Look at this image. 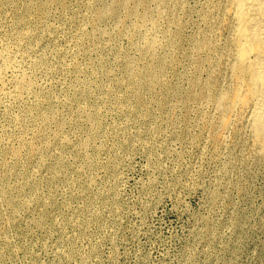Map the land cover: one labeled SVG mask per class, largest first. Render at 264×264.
<instances>
[{"label": "rangeland", "instance_id": "rangeland-1", "mask_svg": "<svg viewBox=\"0 0 264 264\" xmlns=\"http://www.w3.org/2000/svg\"><path fill=\"white\" fill-rule=\"evenodd\" d=\"M122 1L161 13L160 74ZM209 1L0 0V264H264V150L245 121L219 142L204 99Z\"/></svg>", "mask_w": 264, "mask_h": 264}, {"label": "bare ground", "instance_id": "bare-ground-1", "mask_svg": "<svg viewBox=\"0 0 264 264\" xmlns=\"http://www.w3.org/2000/svg\"><path fill=\"white\" fill-rule=\"evenodd\" d=\"M51 1V0H50ZM53 1V0H52ZM55 1V0H54ZM100 1V0H99ZM111 1V0H110ZM130 1V0H129ZM147 1V0H146ZM152 1V0H151ZM156 1L155 3H159L161 5H164L167 3V0H154ZM178 1V0H177ZM181 1V0H180ZM48 2V1H46ZM60 2V1H59ZM67 2V1H66ZM124 1H122L121 5L124 6L123 10H127L126 12H128L126 16V18H136L138 23L134 26L135 27V32H139L141 33V39L143 41V46H142V51L145 54L151 55L152 60V65L150 67H148V71L150 73L152 72H156L159 73L161 72V69L164 67V64L167 62L168 59H165V57H161L157 51L160 50V48H164V45L158 40V35L160 34V25L159 22V18L161 17V13H159L158 19L155 18V15L152 14L153 11L149 10L150 8L146 9L145 13L143 14H139L138 10L136 8H138V6L135 8H130L129 4H123ZM126 2V1H125ZM136 2V1H134ZM133 2V4H134ZM170 2V1H169ZM208 2V1H207ZM206 2V4H207ZM211 2V6L209 7V10L206 13V17L204 18V20L206 19V22L209 25V31L206 33H203L201 35V39L197 42V48L198 51H196L197 54H202L204 55L203 57L206 58L207 63H210V67H211V71H210V83L207 86V89L204 91V99L213 105V107H215L216 109V118L214 120V124L217 123L218 127L221 129V134L218 135L219 139L218 141L223 143L225 142L227 135L229 134L230 130L234 127L233 123H237V122H242L245 121V123L248 124V130H249V134H250V138H251V142L253 147L257 150V151H263L264 150V0H212L209 1V3ZM52 3V2H51ZM58 3V1H57ZM127 3V2H126ZM141 1L139 2L138 5H140ZM174 3V0H173ZM46 4V3H45ZM54 4L56 5V2H54ZM103 4V2H102ZM111 4V2H110ZM109 4V5H110ZM119 4V3H118ZM137 4V3H136ZM143 4V3H141ZM146 4V2H145ZM148 4H153L152 3H148ZM147 4V5H148ZM168 4V3H167ZM31 5V4H30ZM29 5V7H30ZM36 5V4H35ZM44 5V4H43ZM104 5V4H103ZM108 5V7H109ZM117 5V4H116ZM135 5V4H134ZM160 5V6H161ZM32 6V5H31ZM54 6V5H53ZM52 6V7H53ZM97 6V5H96ZM102 6V5H101ZM156 6V5H155ZM172 6V5H171ZM169 6V7H171ZM178 6V5H177ZM43 7V6H42ZM95 7V6H94ZM103 7V6H102ZM106 7V6H105ZM115 7V6H114ZM112 7V8H114ZM133 7V5H132ZM151 7V6H150ZM153 7V5H152ZM158 7V6H157ZM51 8V7H50ZM119 8V7H118ZM122 8V6H121ZM144 8V7H143ZM178 8V7H177ZM176 8V9H177ZM179 8H182V6L180 5ZM29 9V8H28ZM43 9V8H42ZM44 9H45V5H44ZM43 9V10H44ZM96 9V8H95ZM102 9V8H101ZM107 9V8H106ZM155 9V8H154ZM159 9V8H158ZM39 10V9H38ZM37 10V11H38ZM120 10V9H119ZM169 10V9H167ZM172 9H170L171 11ZM174 10V9H173ZM178 10V9H177ZM176 10V11H177ZM181 10V9H180ZM90 11V10H89ZM114 11V10H112ZM117 11V10H116ZM114 13H117V12ZM121 11V10H120ZM168 11V13L170 12ZM183 11V10H182ZM30 12V11H29ZM44 12V11H43ZM99 12V9H98ZM111 12L107 10H101V12L98 13V19L102 20L103 18H105V16ZM124 12V11H123ZM154 12V11H153ZM160 12V10H159ZM112 13V12H111ZM173 13V12H172ZM166 14V13H165ZM43 15V14H41ZM91 15V14H90ZM114 15V14H113ZM116 15V14H115ZM122 15V14H121ZM163 15V14H162ZM174 15V14H173ZM172 15V16H173ZM177 15V14H175ZM180 15V14H179ZM88 16V15H87ZM117 16V15H116ZM165 16V15H164ZM167 16V15H166ZM178 16V15H177ZM205 16V14H204ZM36 17H38L36 15ZM96 17V16H95ZM176 19V16H174ZM173 17V18H174ZM118 19H120L119 16H117ZM167 18V17H166ZM170 18V16H169ZM203 18V17H202ZM23 19V18H22ZM110 19V18H109ZM129 19V21L131 20ZM37 20V19H36ZM112 20V19H110ZM125 20V19H124ZM133 20V19H132ZM160 20H163L160 19ZM171 20V19H170ZM20 21V20H19ZM22 21V20H21ZM27 21V20H26ZM106 20H104L105 22ZM115 21V20H114ZM113 21V23H114ZM122 20H120L119 22H121ZM165 21V20H164ZM168 21V20H167ZM166 21V22H167ZM174 21V20H173ZM176 21V20H175ZM37 22V21H36ZM43 22V21H42ZM109 22V21H108ZM111 22V21H110ZM118 22V21H117ZM125 21L121 22L124 23ZM22 23V22H21ZM102 23V21H101ZM107 23V22H106ZM169 23V22H168ZM171 23V22H170ZM77 24V23H76ZM90 24V23H89ZM132 24V23H131ZM135 24V23H134ZM167 24V23H166ZM177 24V23H176ZM180 24V22H179ZM20 25V23H19ZM81 25V24H80ZM101 25V24H100ZM117 25V24H116ZM121 24H119L120 26ZM171 25V24H170ZM173 25V24H172ZM207 25V27H208ZM90 26V25H88ZM163 27V25H161ZM167 26V25H166ZM177 26V25H176ZM181 26V25H180ZM186 26V25H185ZM118 27V26H116ZM114 27V29L116 28ZM126 27V26H125ZM165 27V26H164ZM172 27V26H171ZM175 27V26H174ZM29 28V27H28ZM56 28V27H55ZM119 28V27H118ZM117 28V30H118ZM145 28V29H144ZM166 28V27H165ZM39 30V28H37ZM84 29V28H83ZM100 29V28H99ZM105 29V28H104ZM123 29V28H122ZM121 29V30H122ZM143 29L145 30V32H143ZM181 29V28H180ZM103 30V29H102ZM118 31L119 33L121 32ZM124 30V29H123ZM126 30V29H125ZM92 31V30H91ZM96 31V30H95ZM99 31V30H98ZM104 31V30H103ZM102 31V32H103ZM131 31V30H130ZM157 31H159V33L157 34ZM167 31V30H166ZM172 31V30H171ZM177 31V30H176ZM205 31V30H204ZM21 32V31H20ZM27 32V31H26ZM25 32V33H26ZM86 32V31H85ZM101 32V31H100ZM114 32V30L112 31ZM128 32V30H127ZM184 32V31H182ZM47 33V32H46ZM97 33V32H95ZM107 34L106 30L104 34ZM126 33V32H123ZM134 33V31H133ZM138 33V34H139ZM167 32V36H168ZM180 33V32H178ZM41 34V33H40ZM89 34V32L87 33ZM86 34V35H87ZM130 34V33H129ZM137 34V33H136ZM137 34V35H138ZM170 34V33H169ZM175 34V33H174ZM14 35V34H13ZM22 35V33H21ZM24 35V34H23ZM22 35L23 38H25ZM96 35V34H95ZM109 35V34H108ZM120 35V34H119ZM125 35V34H124ZM177 35V34H176ZM27 36V35H26ZM90 36V35H89ZM100 36V34H99ZM112 36V35H111ZM110 36V40L112 39ZM117 36V35H115ZM123 36V35H122ZM131 36V35H130ZM163 36V35H162ZM178 36V35H177ZM181 36V35H180ZM21 37V36H20ZM80 37V36H78ZM94 37V36H93ZM103 37V36H102ZM126 37V36H125ZM124 37V38H125ZM140 37V36H139ZM15 38V37H14ZM17 38V37H16ZM82 38V37H81ZM85 38V35H84ZM87 38V37H86ZM90 38V37H89ZM96 38V36L94 37ZM119 38V37H117ZM121 38V37H120ZM173 38V37H172ZM200 38V37H199ZM38 39V38H37ZM104 39V38H103ZM130 39V38H128ZM133 39V37H132ZM131 39V40H132ZM135 39V38H134ZM139 39V38H137ZM136 39V40H137ZM170 39V38H169ZM168 39V40H169ZM196 39V38H195ZM17 40V39H16ZM22 40V39H21ZM24 40V39H23ZM84 40V39H82ZM86 40V39H85ZM109 40V41H110ZM130 40V42H131ZM194 40V38H193ZM11 41V40H10ZM91 41V40H90ZM99 41V40H97ZM104 41V40H103ZM139 41H141L139 39ZM139 41H136L139 42ZM184 41V39H183ZM8 42V41H7ZM24 42V41H23ZM22 42V43H23ZM28 42V41H27ZM88 42V41H87ZM105 42V41H104ZM115 42V41H114ZM134 42V41H133ZM177 42V41H176ZM10 43V42H9ZM17 43V42H16ZM19 43V42H18ZM77 43V42H76ZM94 43V41H93ZM136 43H132V44H136ZM139 43V44H140ZM164 43V41H163ZM40 44V42H39ZM82 44V43H81ZM101 44V43H100ZM99 44V45H100ZM106 44V43H104ZM167 47H170L173 43L171 41H168L166 43ZM175 44V43H174ZM173 44V45H174ZM22 45V44H21ZM27 45V44H26ZM68 45V44H67ZM72 45V44H71ZM84 45V44H83ZM131 46V45H130ZM133 46V45H132ZM135 46V45H134ZM178 46V45H177ZM13 47V46H12ZM94 47V46H93ZM101 47V46H100ZM137 47H139L137 45ZM174 47V46H172ZM16 48V47H15ZM33 48V47H32ZM83 48V46H82ZM95 48V47H94ZM131 48V47H130ZM136 48V47H135ZM166 48V47H165ZM4 49V48H2ZM72 49V48H71ZM70 49V50H71ZM139 49V48H138ZM138 49H136L138 51ZM171 49V48H170ZM10 50V48H9ZM12 50V49H11ZM81 50V49H80ZM90 50V47H89ZM135 50V51H136ZM141 50V48H140ZM139 50V51H140ZM162 50V49H161ZM160 50V51H161ZM193 50V49H192ZM99 51V50H98ZM159 51V53H161ZM174 51V50H173ZM194 51V52H195ZM1 52V51H0ZM16 52V51H15ZM84 52V50H83ZM76 53V52H75ZM74 53V54H75ZM85 53V52H84ZM93 53V51H92ZM139 53V52H137ZM1 54V53H0ZM5 54V53H4ZM21 54V53H20ZM62 54V53H61ZM140 54V53H139ZM2 55V54H1ZM18 55V54H17ZM71 55V54H70ZM97 55V54H96ZM138 55V54H137ZM166 55V54H165ZM195 55V54H194ZM25 56V54H24ZM50 56V55H49ZM76 56V55H75ZM126 56V55H125ZM143 56V55H140ZM146 56V55H145ZM192 56V55H191ZM190 56V57H191ZM3 57V56H2ZM11 57V56H10ZM16 57V56H15ZM64 57V56H63ZM167 57V55H166ZM199 57V56H198ZM197 57V58H198ZM1 58V57H0ZM9 58V57H8ZM135 58V56H134ZM170 58V57H167ZM5 59V57H4ZM11 59V58H10ZM16 59V58H15ZM79 59V58H78ZM130 59V57H129ZM133 59V58H132ZM194 59V58H193ZM196 59V58H195ZM6 60V59H5ZM64 60V59H63ZM72 60V59H71ZM70 60V61H71ZM171 60V59H170ZM200 60V58H199ZM4 61V60H3ZM2 61V62H3ZM10 61V60H9ZM17 60L13 61L16 62ZM23 61V60H22ZM77 61V60H76ZM122 61V60H121ZM124 61V60H123ZM134 61V60H133ZM132 61V62H133ZM136 61V60H135ZM135 61L133 63H135ZM140 61V60H139ZM137 61V62H139ZM195 61V60H193ZM202 61V60H201ZM205 61V62H206ZM7 62V60H6ZM5 62V63H6ZM12 62V61H11ZM36 62V61H35ZM62 62V61H61ZM65 62V61H64ZM118 62V61H117ZM141 62V61H140ZM204 62V63H205ZM8 63V62H7ZM130 63V62H127ZM146 63V62H145ZM149 63V62H148ZM147 63V64H148ZM195 63V62H194ZM124 64V62H123ZM136 64V63H135ZM198 64V62H197ZM71 65V64H70ZM74 65V64H73ZM78 65V63H77ZM6 66V64H5ZM81 66V65H80ZM130 66V65H129ZM138 66V65H137ZM144 66V63H143ZM200 66V65H199ZM4 67V66H3ZM2 67V68H3ZM11 66L9 65L7 69H9ZM75 67V65H74ZM71 67V68H74ZM166 67V66H165ZM12 68V67H11ZM63 68V67H62ZM68 68V65H67ZM199 68V67H198ZM78 69V68H77ZM0 70L1 67H0ZM76 70V69H75ZM111 70V68H110ZM131 70V69H130ZM137 70V69H136ZM146 70V69H145ZM163 70V69H162ZM52 71V70H51ZM129 71V70H128ZM1 72V71H0ZM122 72V71H121ZM132 72V71H131ZM130 72V73H131ZM137 72V71H136ZM164 72V71H163ZM198 72V71H197ZM196 72V73H197ZM7 73V72H5ZM76 73V72H75ZM79 73V71H78ZM113 73H115L113 71ZM199 73V72H198ZM53 74V73H52ZM74 74V73H72ZM126 74V73H125ZM159 74H157V76H151V81L150 84L153 86L154 84H160L162 82V80L159 77ZM3 75V74H2ZM14 75V74H13ZM75 75V74H74ZM73 75V76H74ZM115 75V74H114ZM145 72L143 71H139L138 73H136L134 75V78L137 80L139 78L144 77ZM5 76V75H4ZM32 76V75H31ZM108 76V75H106ZM111 76V75H110ZM131 76V75H129ZM148 76V74H147ZM162 77V76H161ZM195 77V76H194ZM197 77V76H196ZM0 78L1 75H0ZM4 79V78H2ZM17 79V78H16ZM30 79V78H29ZM49 79V78H48ZM132 79V78H131ZM199 79V77H198ZM197 79V81H198ZM1 80V79H0ZM133 80V79H132ZM135 80V81H136ZM195 80V79H194ZM27 81V80H26ZM95 81V80H94ZM105 81V80H104ZM5 82V81H4ZM20 82V81H19ZM25 82V81H24ZM126 82V81H125ZM145 82V81H144ZM195 82V81H194ZM2 83V81H1ZM26 83V82H25ZM30 83V82H29ZM119 83V82H118ZM165 83V82H163ZM196 83V82H195ZM23 84V83H22ZM122 84V83H121ZM124 84V83H123ZM149 84V83H148ZM6 85V84H5ZM117 85V84H116ZM150 85V86H151ZM162 85V84H161ZM160 85V86H161ZM201 85V84H200ZM24 86V85H23ZM27 86H28V82H27ZM51 86V85H50ZM159 86V88H160ZM167 86V85H166ZM22 87V86H20ZM19 86H17L16 90L19 88ZM36 87V86H35ZM52 87V86H51ZM158 87V86H157ZM23 88V87H22ZM28 88V87H27ZM31 88V87H30ZM137 88V87H136ZM148 88V87H147ZM196 88V87H195ZM202 88V87H201ZM205 88V87H204ZM18 89V90H19ZM113 89V88H112ZM32 90V89H31ZM30 90V91H31ZM109 90V89H108ZM106 90V91H108ZM111 90V88H110ZM201 90V89H200ZM29 91V90H28ZM146 91V90H145ZM154 91V90H153ZM3 92V91H2ZM86 92V91H85ZM110 92V91H108ZM107 92V93H108ZM147 92V91H146ZM24 93V92H23ZM26 93V92H25ZM31 93V92H28ZM4 94V92H3ZM17 94V93H16ZM20 94V93H19ZM18 94V96H19ZM110 94V93H109ZM7 95V94H6ZM26 95V94H25ZM117 95V94H116ZM115 95V96H116ZM11 96V93H10ZM114 96V95H113ZM112 96V97H113ZM137 96V95H136ZM135 96V97H136ZM16 97V96H15ZM24 97V96H22ZM141 97H143V95H141ZM3 98V97H2ZM17 98V97H16ZM21 98V97H20ZM103 98V97H102ZM139 98V97H138ZM19 99V98H18ZM23 99V98H22ZM100 99V98H99ZM98 99V100H99ZM116 99V98H115ZM37 100V99H36ZM104 100V99H103ZM106 100H108L106 98ZM113 100V99H112ZM137 100V99H136ZM139 100V99H138ZM19 101V100H18ZM122 101V100H121ZM131 101V100H130ZM194 101V100H193ZM5 102V101H4ZM15 102V101H14ZM26 102V101H24ZM102 102V101H101ZM110 102V101H109ZM122 103V102H121ZM189 103V102H188ZM196 103V102H195ZM207 103V104H208ZM39 104V103H38ZM205 104V105H207ZM20 105V104H19ZM18 105V106H19ZM80 105V104H79ZM117 105V103H116ZM204 105V106H205ZM1 106V105H0ZM38 106V105H37ZM41 107V105H39ZM79 107V106H78ZM81 107V106H80ZM83 107V106H82ZM81 107V108H82ZM88 107V106H86ZM92 107V106H91ZM121 108V106H119ZM190 107V106H189ZM203 107V105H202ZM209 107V105H208ZM2 108V107H1ZM39 109V107H37ZM85 108V107H84ZM126 108V107H125ZM128 108V107H127ZM210 108V107H209ZM87 109V108H85ZM84 109V110H85ZM124 109V108H123ZM213 109V108H212ZM92 110V108H91ZM95 110V109H94ZM97 110V109H96ZM95 110V111H96ZM204 110V109H203ZM3 111V110H2ZM40 111V110H39ZM76 111V110H75ZM83 111V110H82ZM127 111V109H126ZM41 112V111H40ZM77 112V111H76ZM91 112V111H90ZM93 112V111H92ZM5 113V112H4ZM27 113V112H26ZM85 113V112H84ZM203 113V112H202ZM30 114V113H29ZM28 114V115H29ZM41 114V113H40ZM48 114V113H47ZM89 114V113H87ZM200 114V113H199ZM205 114H207L205 112ZM210 114V112H209ZM26 115V114H25ZM32 115V114H31ZM75 115V114H74ZM85 115V114H83ZM82 115V116H83ZM92 115V114H91ZM99 115V114H98ZM211 115V114H210ZM208 115V116H210ZM22 116V114H21ZM40 116V115H39ZM43 116V115H42ZM41 116V118H42ZM50 116V115H49ZM47 115V117H49ZM78 116V115H77ZM207 116V115H206ZM16 116H14L15 118ZM26 117V116H24ZM23 117V118H24ZM28 117V116H27ZM33 117V116H32ZM31 117V118H32ZM45 117V118H47ZM90 117V116H89ZM88 117V118H89ZM93 117V116H92ZM100 117V116H99ZM98 117V118H99ZM17 119L20 118L16 117ZM40 118V119H41ZM44 118V117H43ZM85 118V117H84ZM95 118V117H94ZM214 118V117H213ZM28 119V118H27ZM48 119V118H47ZM46 119V121H47ZM76 119V118H75ZM87 119V117L85 118ZM30 120V119H29ZM28 120V121H29ZM52 120V119H51ZM82 120V119H81ZM96 120V119H95ZM21 121V120H19ZM33 121V120H31ZM50 121V120H49ZM66 121V120H65ZM71 121V120H70ZM68 120V122H70ZM76 121V120H75ZM80 121V120H79ZM83 121V120H82ZM208 121V120H207ZM13 122V121H12ZM17 122V121H16ZM43 122V121H42ZM88 122V120H87ZM89 122H91L89 120ZM88 122V123H89ZM19 123V122H18ZM23 123H20V125ZM45 123V122H44ZM87 123V124H88ZM15 124V123H14ZM49 124V122L47 123ZM67 124V123H66ZM69 124V123H68ZM91 124V123H90ZM94 124V123H93ZM96 124V123H95ZM212 124V122H211ZM239 124V123H238ZM19 125V124H17ZM25 125V124H24ZM42 125V123L40 124ZM44 125V124H43ZM50 125V124H49ZM71 125V124H69ZM22 126V125H21ZM46 126V125H45ZM44 126V127H45ZM84 126V125H83ZM91 127V125H89ZM97 126V125H96ZM235 126V125H234ZM17 127V126H16ZM36 127H38L36 125ZM47 127V126H46ZM45 127V128H46ZM75 127V126H74ZM237 127V125H236ZM18 128V127H17ZM16 128V129H17ZM21 128V127H20ZM24 128V127H23ZM41 128V127H40ZM44 128V130H45ZM71 128V127H70ZM61 130L62 127L60 128ZM65 129V126H64ZM92 129V128H90ZM211 129V128H210ZM18 130V129H17ZM37 130V128L35 129V131ZM40 130V129H39ZM38 130V131H39ZM43 130V129H41ZM43 130V131H44ZM49 130V129H48ZM217 130V129H216ZM236 130V129H235ZM15 131V130H13ZM20 131V129H19ZM22 131V129H21ZM24 132V131H23ZM26 132V131H25ZM33 132V131H32ZM40 132V131H39ZM90 132V131H89ZM88 132V133H89ZM26 133H30V132H26ZM34 133V132H33ZM45 133H41L44 134ZM218 133V132H217ZM32 134V133H31ZM36 136H38V133H35ZM219 134V133H218ZM18 135V134H17ZM27 135V134H26ZM92 135V134H90ZM230 135V134H229ZM14 136V135H13ZM24 136V135H23ZM33 136V135H32ZM11 137V136H10ZM25 137V136H24ZM31 137V136H30ZM42 137V138H43ZM29 138V137H28ZM92 138V137H90ZM88 138V139H90ZM11 139V138H10ZM19 139V137L17 138V140ZM26 139V137H25ZM32 139V138H31ZM35 139V137H34ZM33 139V140H34ZM41 139V138H40ZM67 139V138H66ZM65 139V141H66ZM69 139V138H68ZM67 139V141H68ZM86 138V140H88ZM228 139V138H227ZM6 140V139H5ZM13 140V139H12ZM16 140V139H15ZM61 140V139H60ZM4 141V140H3ZM19 141V140H18ZM21 141V139H20ZM28 141V140H27ZM38 141V140H37ZM42 141V140H39ZM46 141V140H45ZM5 142V141H4ZM24 142V140H23ZM26 142V141H25ZM43 142V141H42ZM71 142V141H70ZM89 142V141H87ZM9 143V142H8ZM7 143V144H8ZM13 143V142H12ZM34 143V142H33ZM33 143H30L31 145ZM36 143V142H35ZM41 143V142H39ZM45 143V142H44ZM85 143V142H84ZM29 144V145H30ZM62 144V143H61ZM67 144V143H66ZM87 143H85L86 145ZM19 145V144H18ZM22 145V144H20ZM24 145V144H23ZM27 145V144H26ZM38 145V143H37ZM41 145V144H40ZM84 145V146H85ZM28 146V145H27ZM42 146V145H41ZM64 146V145H63ZM83 146V144H82ZM9 147V146H7ZM21 147V146H20ZM26 148V146H23V148ZM38 147V146H37ZM86 147V146H85ZM88 147V146H87ZM86 147V148H87ZM13 149V147H11ZM22 148V149H23ZM33 148V147H32ZM30 148V149H32ZM43 148V147H42ZM84 148V147H83ZM85 148V149H86ZM253 148V149H254ZM10 149V148H9ZM8 149V150H9ZM16 149V148H14ZM21 151H24L22 150ZM28 149V148H27ZM41 149V148H40ZM26 150V149H25ZM17 152H19L17 149L15 150ZM33 151V150H31ZM37 151V150H35ZM10 153V152H9ZM22 153V152H21ZM38 153V152H37ZM37 153H35L37 155ZM32 154V153H31ZM17 155V154H16ZM29 155V154H28ZM35 155V156H36ZM15 156V155H14ZM22 156V155H20ZM29 157V156H28ZM13 158V157H12ZM23 158V157H22ZM35 159V158H34ZM14 160V159H13ZM19 160V159H18ZM22 160V159H21ZM17 161V160H16ZM32 161V159H31ZM43 161V160H42ZM41 161V162H42ZM20 162V161H19ZM8 163V162H7ZM17 163V162H16ZM10 164V163H9ZM1 165V164H0ZM18 165V164H17ZM7 166V165H6ZM3 168L5 166H2ZM7 168V167H6ZM42 169V168H41ZM28 184V183H27ZM27 188V187H26ZM27 190V189H26ZM4 192V191H3ZM2 192V193H3ZM24 192V191H23ZM5 193V192H4ZM15 196V195H14ZM19 198V197H18ZM34 198V197H33ZM9 199V198H8ZM22 199V198H21ZM1 201V200H0ZM14 201V198H13ZM7 202V199H6ZM5 202V203H6ZM16 202V201H15ZM21 202V201H20ZM4 204V203H3ZM8 204V203H7ZM14 204V203H13ZM37 204V203H36ZM25 206V205H24ZM24 206H22V209H24ZM3 207V206H2ZM30 207V205H29ZM12 208V206H11ZM7 209V208H6ZM4 211V210H3ZM6 212V210H5ZM2 213V212H1ZM7 213V212H6ZM2 215V214H1ZM9 215V214H8ZM2 217V216H0ZM5 217V216H4ZM10 217V216H9ZM7 218V217H6ZM10 220V219H9ZM8 220V222H9ZM7 221V220H6ZM7 222V223H8ZM9 225V224H8ZM1 229V228H0ZM1 231V230H0ZM1 234V233H0Z\"/></svg>", "mask_w": 264, "mask_h": 264}]
</instances>
